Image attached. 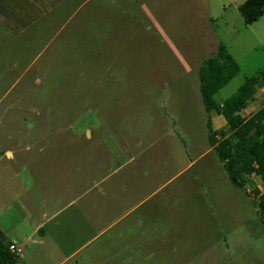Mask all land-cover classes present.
<instances>
[{"label":"rangeland","instance_id":"rangeland-1","mask_svg":"<svg viewBox=\"0 0 264 264\" xmlns=\"http://www.w3.org/2000/svg\"><path fill=\"white\" fill-rule=\"evenodd\" d=\"M244 1L0 0V230L16 264H264V179L231 183L207 142V119L227 125L198 81L210 26L239 66L215 103L264 68V13L246 24Z\"/></svg>","mask_w":264,"mask_h":264},{"label":"trees","instance_id":"trees-1","mask_svg":"<svg viewBox=\"0 0 264 264\" xmlns=\"http://www.w3.org/2000/svg\"><path fill=\"white\" fill-rule=\"evenodd\" d=\"M31 2L25 1L33 7L35 2ZM237 9L243 21L251 24L263 15L264 0H245ZM13 19L19 22L16 13ZM26 23H19V26H26ZM15 27L17 30L21 29ZM238 70L239 66L227 47L218 43L215 51L201 62L198 81L206 113L214 112L221 115L229 132L224 135L223 132L213 130L210 119H207V142L222 163L231 183L243 188V180L247 175L255 174L264 179V103L248 117L241 114L247 101L259 88H264V68L245 78L236 91L220 104L215 103L212 98V95L231 80ZM256 205L264 223V197L259 199ZM11 243L0 230V264L16 263L18 254L9 249Z\"/></svg>","mask_w":264,"mask_h":264},{"label":"crops","instance_id":"crops-1","mask_svg":"<svg viewBox=\"0 0 264 264\" xmlns=\"http://www.w3.org/2000/svg\"><path fill=\"white\" fill-rule=\"evenodd\" d=\"M215 32H214V30L212 29V26H210L209 28H208V30H207V34H208V37H209V42H210V48L211 49H215V47L216 46H214L215 44H216V42H215V34H214ZM199 69V68H198ZM218 115V114H217ZM6 154H7V156H10V152H6ZM70 203V202H69ZM64 207H66V206H64ZM46 213H43L42 214V216H44ZM40 221H38L36 224H35V226H34V228H33V231H35V230H40ZM32 231V232H33ZM13 244H16L15 243V241L14 240H10ZM34 242H38V240H34ZM19 247H20V245H18ZM21 248V247H20ZM72 253V252H71ZM16 264V263H15Z\"/></svg>","mask_w":264,"mask_h":264},{"label":"built area","instance_id":"built-area-1","mask_svg":"<svg viewBox=\"0 0 264 264\" xmlns=\"http://www.w3.org/2000/svg\"><path fill=\"white\" fill-rule=\"evenodd\" d=\"M9 249H10L11 251H13L14 253H16V254H19V253L21 252V248L18 247V246H16V245L13 244V243H11V244L9 245Z\"/></svg>","mask_w":264,"mask_h":264}]
</instances>
